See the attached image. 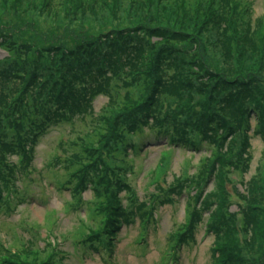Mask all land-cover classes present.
Returning <instances> with one entry per match:
<instances>
[{
	"label": "rangeland",
	"instance_id": "1",
	"mask_svg": "<svg viewBox=\"0 0 264 264\" xmlns=\"http://www.w3.org/2000/svg\"><path fill=\"white\" fill-rule=\"evenodd\" d=\"M161 2L0 0V264H264V0H198L186 6L190 19ZM120 112L128 120L115 121ZM98 132L116 143L102 156L130 165L135 200L201 164L205 196L222 171L228 220L212 205L194 240L172 250L182 195L148 222L122 223L112 247L85 245L101 199L91 205L89 185L75 192L71 172ZM93 181L101 192L114 185ZM208 218L229 226L214 231L217 245Z\"/></svg>",
	"mask_w": 264,
	"mask_h": 264
},
{
	"label": "trees",
	"instance_id": "2",
	"mask_svg": "<svg viewBox=\"0 0 264 264\" xmlns=\"http://www.w3.org/2000/svg\"><path fill=\"white\" fill-rule=\"evenodd\" d=\"M195 1L198 0H172V3L170 2V0H168V2H164V3L161 2V4L159 3L158 4L164 8L166 7L170 11L172 17L174 16L176 18L182 17L183 19L184 18L190 19V16L186 14V12H188L186 6L187 4L192 5V3H195ZM16 26L20 28H24V23H18ZM30 30L33 31L32 28H30ZM44 49L45 50L43 52L41 51L42 57L49 56L51 50L48 47ZM38 53L40 52L38 51L37 54ZM9 56H11V54H9ZM130 109H132V107ZM72 113H73L72 116L76 114H81L79 112L74 113L73 111ZM128 115L129 112H120L115 117L113 116V118L115 121H117L118 119L128 120ZM34 118H36V116H34V111L31 115L27 114L22 116L23 121L26 119H34ZM145 123L147 125L148 121H146ZM38 126L39 125L36 126L33 125L31 127V130H35L36 128H38ZM140 129L142 132H144L143 127H141ZM148 129H153V128L152 126L151 127L148 126ZM40 133L34 132L35 137ZM103 138H105L103 132H98V135L96 136V143L99 141L98 147H96L95 145L92 146V148H88L87 146H85L87 144L84 143L83 152L85 151L84 153H86L89 160L84 162L81 161L80 163H78V167L71 172L75 174L74 178L77 179V183L73 187L75 192H77L78 190L83 191L86 188V185H89L95 195L94 199L90 202L91 205L96 204V202L101 199V202L98 203V207H96V211L98 212V217L97 216L92 217L94 221L96 220L95 225L92 227L90 226L87 227V231H88L87 241H84L85 245L91 244V246H89L91 249H94L95 247L94 245H96L97 247L102 246L103 248L106 246L112 247L111 241L114 239L122 223L123 224L131 223V221H133L136 215L140 216L141 219L148 222L149 217L153 219V211L155 210L157 205L162 206L168 201V199L172 201L173 197H182V195L183 198L184 197L187 198V204H188L187 205L188 207L185 206L186 220L184 224H182V226L179 228V230L172 233L170 236L171 241L169 243L171 244L172 250L176 251V249L178 250L179 248H181V246L184 245L186 246L188 245L187 244L188 242L194 240V233L198 225H201L202 223L200 222L202 218L201 216L202 211L203 210L209 211L212 205L218 206L216 211V215H220V218L218 220L220 219L228 220L229 218L227 214L228 211L223 210V205H227L228 203L225 197L226 193L228 192L227 191L225 192V183L223 179L224 176H222L223 173L222 171H219L217 175L216 190L214 191V189H212L208 191V193L205 194V196H203L205 185L201 183L200 186H198L199 183L196 185L197 180L199 179V174L203 172V167H201L202 166L201 164L197 167V172L195 173V175H193L190 178H187V180L184 179L183 180L184 182H182L181 179L177 178L176 181L169 184L159 194L158 193L153 194L152 192H150L147 201L135 200L136 197L134 193H132L131 190H127L129 185L126 182V178H128L127 170L130 168V165L128 167L127 166L123 167L115 163L112 164L110 158H104L102 156V151L104 150L105 153L108 156H110L111 152H113V146H115L116 143L108 146V144L103 141ZM121 143L127 144V142H125L124 140H122ZM131 147L132 146H130V148ZM123 159H126V157H124ZM76 160L79 159L76 158ZM222 161H223V166L226 165L227 167L231 166V162L227 164L224 160ZM4 164L5 161H3V165ZM225 169L228 170V168ZM211 171L212 173L214 172V165H211ZM90 172H92V174H90ZM86 173L91 177L86 179L87 177ZM113 173L115 174V176H112V180L106 181L105 177H107L109 174L113 175ZM0 175H1V169H0ZM95 177L98 180H103V182L100 181V183L103 184V186L105 185L108 186L112 181L114 182V185L108 187L105 190V192L103 191L101 192L100 190H97L94 187L93 180L95 179ZM211 177L212 176H210V178ZM234 178L237 179L238 176L236 174L232 175L231 179ZM118 183H119V188L118 186H116ZM184 185L192 189L186 191L187 187H185ZM122 188L126 189L123 190L124 192L123 198L126 200V203H122L121 195L116 196L118 191H120ZM262 195H264V193H262ZM85 203L87 202L85 201ZM198 203L202 205L201 208H198ZM229 214L231 215V217L233 216L232 213L229 212ZM218 220H217V224L214 226V220L211 221L209 219L210 222L207 224L208 227H205V230L208 229L209 232H213V233L216 232L218 234L228 233L227 231H229L228 230L229 226L222 225L220 222H218ZM237 221L238 219L236 218L233 224L236 225ZM228 224L230 226L232 225V223L229 222ZM219 240L220 238L217 235L216 245L218 244ZM105 241H108L107 244L105 243ZM51 258H52V254H51Z\"/></svg>",
	"mask_w": 264,
	"mask_h": 264
}]
</instances>
